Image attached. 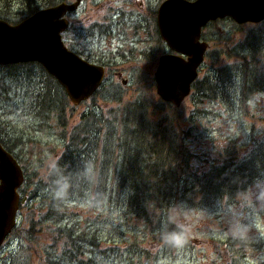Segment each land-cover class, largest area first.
I'll return each instance as SVG.
<instances>
[{
  "label": "rangeland",
  "instance_id": "obj_1",
  "mask_svg": "<svg viewBox=\"0 0 264 264\" xmlns=\"http://www.w3.org/2000/svg\"><path fill=\"white\" fill-rule=\"evenodd\" d=\"M51 1L56 3L57 0H31L29 9L39 11L41 4L45 6L43 3ZM164 1L83 0L78 11L69 15V28L63 35L67 49L89 59L90 63L101 59L111 65L109 78L92 100L76 107L68 101V107L62 109L65 120L53 111L54 107L61 111L64 102L61 94L52 89L55 80L46 77L41 66L33 69L25 65L7 70L0 68V133L6 142L19 139L12 152L20 162L24 176L18 193L25 202L17 214V230L22 231L21 235L28 232L29 221L22 222L25 214H29L33 221L41 220L34 228L36 235L31 243L15 234L6 238L0 247V264H10L11 261V264H40L42 259L51 255V249L58 247L47 232L52 221L42 217L50 198L45 192L47 165L52 159L60 160L63 144L68 140L65 133L79 122L84 112L94 109V117L104 119L96 125L100 132H104L98 140V155L103 151L110 125L120 120L125 124L123 117L133 112L127 110L133 104L139 102L141 107L132 115L136 122L138 118L143 123L146 119L159 118L160 115L151 113L152 103L159 99L155 92L154 73L158 59L170 52L160 37L157 39L159 34L152 13L154 11L156 16L158 6ZM21 11L25 12L26 8L20 0H0V18L16 24L25 17ZM234 24L231 19L216 20L202 30V40L207 42L208 50L197 80L209 78L212 83L217 78L215 69L232 62L224 56L225 46L242 52L247 63L254 60L253 53L248 52L249 47L256 57L251 46H258L264 66V22ZM113 71L121 72L128 80L126 88L110 77ZM233 73L235 76L229 82L225 78L221 83L218 95L211 94L216 97L201 95L203 92L198 84V90L193 88L178 108V122L180 128L189 134L186 146L193 155L191 168L196 172L206 171L224 150L233 151L237 158H241L264 140V105L253 109L247 101L240 102V72ZM40 94L43 99H38ZM53 99L57 102L52 104ZM64 122L67 128L63 127ZM118 129H121L120 125ZM90 141L94 143L96 138ZM99 170L94 166L90 177L93 179ZM112 176V173L107 175L105 196H96L94 191L88 190L85 197L59 203L70 224L75 225L79 233H88L86 241L94 244L85 245V256L76 257L73 264H227L233 260V254L239 264H264V207L260 210L245 208L235 201L212 208H188L187 219L180 217L191 225L187 243L181 249L167 248L154 239V225L111 204ZM235 211L254 224L251 240L241 242L227 234L225 220ZM226 241L230 242L231 251L225 245ZM58 253V250L52 252L53 255Z\"/></svg>",
  "mask_w": 264,
  "mask_h": 264
},
{
  "label": "trees",
  "instance_id": "obj_2",
  "mask_svg": "<svg viewBox=\"0 0 264 264\" xmlns=\"http://www.w3.org/2000/svg\"><path fill=\"white\" fill-rule=\"evenodd\" d=\"M20 1L26 8L25 12H20L25 16H22L21 20L36 12L29 9L31 0ZM61 2H65V0H57L56 3L45 2L43 3L45 6L41 4L40 8L54 7ZM152 15L155 18L154 11ZM251 47L256 52V57L249 47L248 52L253 53L254 60L252 63H247L244 60L245 57L242 58V52L225 46L224 56L232 62L226 67L215 69L217 78L212 83L209 78L196 79L192 89L198 90L197 85L200 84V92H203L201 95L208 96V98L216 97L211 94L218 95L221 83L225 78L229 82L235 76L233 71L237 70L240 72L239 100L241 103L248 101L253 92L262 91L264 88L262 51L258 46ZM24 65L30 69L39 67L36 63ZM24 65L17 64L0 68L7 70L20 68ZM45 73L46 77H50L47 72ZM230 74L232 75L228 76ZM55 84L52 89L61 94L64 103L61 105V111L57 107H54L53 111L63 118L65 111L62 109L68 107L69 99L56 81ZM204 92H208L209 95ZM40 98H42L41 94L38 95V99ZM56 102V99L52 100V104ZM94 106L95 104L92 108ZM140 108L139 102L133 104L127 108L133 112L123 117L125 124L123 120H120L117 124L110 125L109 132L105 134L106 143L100 155L97 154L98 140L104 132H100L96 125L102 123L104 119H96L93 113L94 109L84 112L80 116L79 122L65 133L68 140L63 144L64 152L60 157V163L67 166L69 171H73L80 166L83 159H90L93 165L100 169L97 172L99 174H96L93 179L89 177V184L82 181L81 177H74L75 187L69 199L85 197L88 190L94 191L96 196L101 194L105 196L107 194V175L112 173L114 185L109 188L112 194L111 204L116 208L121 207V210L126 214L154 225V239L159 241L158 228L166 217L168 208L173 204L183 203L188 208H212L221 203L233 204L238 191L246 190L257 178H264V140L256 144L247 155L241 158H237L233 151L224 150L220 158L216 162H211L206 171L196 172L191 168L193 155L186 146L189 134L180 128L178 122V108L158 99L152 103L151 113L160 115L159 118L156 120L146 119L144 123L140 121V118L137 122L133 120L132 115L137 113L136 111ZM63 120L65 119L63 118ZM119 125L121 129H118ZM108 126L109 124H107ZM63 127L67 128L65 122ZM96 132H98L97 135ZM99 133L101 134L99 135ZM95 138L96 142L92 143L90 139ZM10 141L13 143L11 144ZM10 141L3 140L0 133V143L16 158L12 149L19 143V139H10ZM76 161H78L77 164H75ZM46 205L47 209L42 217L43 219L50 218L52 221V224L47 226V232L55 245L58 246L54 250H58L59 253L53 255L54 250L51 249V255L42 259L40 264H73L76 257L85 256L84 246H89L90 243L94 245L93 241H86L88 233H79L75 225L70 224L68 215L61 211L59 203L49 198ZM27 221L30 223V228L26 235L20 234L22 231L17 230L19 227L13 229L11 234L18 235L29 244L35 238L34 228L39 222L41 223V220L39 218L38 221H33L29 214H25L22 217V222ZM224 243L230 250V242ZM87 253H91V251ZM233 256V260L228 261L227 264H239L237 256L235 254Z\"/></svg>",
  "mask_w": 264,
  "mask_h": 264
},
{
  "label": "water",
  "instance_id": "obj_3",
  "mask_svg": "<svg viewBox=\"0 0 264 264\" xmlns=\"http://www.w3.org/2000/svg\"><path fill=\"white\" fill-rule=\"evenodd\" d=\"M81 1L40 10L13 25L0 20V66L38 63L75 107L89 100L104 80L102 67L68 51L62 41L69 25L65 16L75 12ZM226 18L239 25L263 22L264 0H166L160 4L156 26L171 53L158 59L154 73L159 99L179 108L188 98L208 49L201 40L202 29ZM23 181L21 167L0 144V247L17 225L25 202L18 193Z\"/></svg>",
  "mask_w": 264,
  "mask_h": 264
},
{
  "label": "clouds",
  "instance_id": "obj_4",
  "mask_svg": "<svg viewBox=\"0 0 264 264\" xmlns=\"http://www.w3.org/2000/svg\"><path fill=\"white\" fill-rule=\"evenodd\" d=\"M250 108L264 105V91L253 92L247 101ZM94 172L92 160L83 159L78 168L69 171L68 167L62 165L59 159H52L47 165L48 183L45 192L57 203H66L69 201L75 187L74 177H81L82 181L89 182V177ZM234 200L245 208H255L257 210L264 207V179L257 178L246 190L238 191ZM189 215V209L186 204L176 203L167 210L166 217L161 221L158 228V238L162 245L181 249L188 240L191 225L183 222ZM228 233L234 240L246 242L251 240L252 228L254 224L249 222L245 216H241L235 211L231 217L225 220ZM258 223V222H257Z\"/></svg>",
  "mask_w": 264,
  "mask_h": 264
},
{
  "label": "flooded vegetation",
  "instance_id": "obj_5",
  "mask_svg": "<svg viewBox=\"0 0 264 264\" xmlns=\"http://www.w3.org/2000/svg\"><path fill=\"white\" fill-rule=\"evenodd\" d=\"M82 4H83V0L81 1L80 6L77 8V10L74 13H76L78 11V9L81 7ZM67 15L69 16L70 14H67ZM85 59H87V58H85ZM87 60L89 61V59H87ZM94 64L103 67L104 70H105V74L109 73L111 63H109V64L108 63H104V61L100 59V61L94 62ZM111 74L112 75L110 77H113V79H115L116 81L120 82L121 85L123 86V88L127 87L128 80L123 77V74L121 72L113 71V72H111ZM108 77H109V75H108ZM105 81H106V79H105Z\"/></svg>",
  "mask_w": 264,
  "mask_h": 264
},
{
  "label": "bare ground",
  "instance_id": "obj_6",
  "mask_svg": "<svg viewBox=\"0 0 264 264\" xmlns=\"http://www.w3.org/2000/svg\"><path fill=\"white\" fill-rule=\"evenodd\" d=\"M15 229V228H14ZM12 233V232H11Z\"/></svg>",
  "mask_w": 264,
  "mask_h": 264
}]
</instances>
